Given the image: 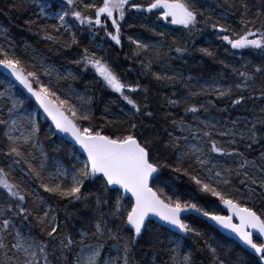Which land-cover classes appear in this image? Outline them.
I'll list each match as a JSON object with an SVG mask.
<instances>
[{
  "label": "snow or ice",
  "instance_id": "6c2138e0",
  "mask_svg": "<svg viewBox=\"0 0 264 264\" xmlns=\"http://www.w3.org/2000/svg\"><path fill=\"white\" fill-rule=\"evenodd\" d=\"M63 3L67 7L62 6L61 12L52 17L44 0H33L39 9L38 20L58 21L38 24L41 39L65 48L79 47L69 16L82 28L104 30L115 45H122L121 22L131 9L151 13L189 34L203 24L218 40L236 50L230 54L242 56L243 50H252L262 59L259 65L247 62L242 68L220 61L237 77L231 85H222L219 79L194 84L191 75L175 70L165 74L170 66L163 64L161 57L167 53L160 46L129 37L135 46L130 51L132 57L153 52L146 63L141 62L143 74L151 75L157 84L173 88L179 84L184 89L173 91L160 105L171 126V130L164 128L167 139L159 132L146 137L144 128L156 118L148 103L146 85L139 80L126 82L102 56L85 47L81 58L71 62L83 65L85 70L94 69L102 87L116 93L128 106L126 110L121 106L123 115L114 119L96 117L91 110L92 97L70 86L63 96L58 94L61 81L76 79L71 71L62 75L35 53L25 61L5 31L8 46L0 45V102L7 109L4 112L0 108V264H195L192 252L183 247L189 235L199 238L193 243L203 240L197 251L206 249L208 264H234L229 259L231 250L204 239V233L186 222L183 214L190 212L214 222L246 247L249 259L236 264H264V213L258 214L249 206L257 199L264 201V0H216L219 13L207 12L198 0ZM233 17L238 20V29L227 23ZM105 21L111 22L110 29ZM65 33L70 39L63 38ZM153 34L161 40L167 36L163 31L153 30ZM169 50L176 53V59L189 53V48L176 39ZM198 51L202 56H214L208 48ZM154 61L161 62V72L152 70ZM220 75L222 78L226 73ZM17 84L51 120L55 131L50 126L46 137L64 134L78 146L79 151L75 147L71 150V167L58 158H49L40 140L39 113L22 110L23 100L13 92ZM141 95L143 99H138ZM213 97L216 102L227 100L228 107L247 114L223 123L209 118L212 109L228 111V107H218ZM171 108L182 109L183 116L169 120L172 113L167 109ZM108 111L106 107L104 112ZM108 128L113 130L109 132ZM256 145H260L258 155L252 156ZM60 150L58 146L53 148ZM163 169L188 176L200 193L213 196L228 214L205 210L194 195L178 191ZM165 188L170 195L165 194ZM48 197L56 200L55 207ZM69 205H83L85 211L93 213L91 219L79 210L70 212ZM74 217L83 221L75 233ZM152 218L167 227L155 225ZM154 228L159 231L154 232ZM145 237L146 243L141 245Z\"/></svg>",
  "mask_w": 264,
  "mask_h": 264
},
{
  "label": "trees",
  "instance_id": "16d2710c",
  "mask_svg": "<svg viewBox=\"0 0 264 264\" xmlns=\"http://www.w3.org/2000/svg\"><path fill=\"white\" fill-rule=\"evenodd\" d=\"M59 1L63 3V0ZM85 2H88V0H85ZM101 2L102 0H96V3ZM134 2L144 4L146 3V0H134ZM198 4L203 5L209 13H211L213 10H215L216 13H219L220 11V9L216 8V0H198ZM37 12V8L30 0H0V24L7 28L8 36L12 40L13 45H15L16 52L20 54L22 59L25 61L30 59L29 56L23 51L24 44H28L41 58H43L46 63L63 66L73 70L76 79L64 81L63 85L61 86V90H65L67 85L70 83L79 90H84L89 97L93 98L91 110L96 117L104 115L102 113V109L106 107L109 109V111L113 113L115 112L119 116H122L123 113L120 111L121 106H123L125 110L128 106L124 105L123 101L119 100L117 94H113L110 92V90L102 87L103 83L97 78L98 76L96 75L94 69L89 67L85 70L83 65H76L75 63L71 62L72 60H78L81 58L80 54L85 47L89 48L91 52H95L98 57L102 56L103 59L113 68V70L121 75V77L126 82L134 83L135 81L139 80L141 84L148 87V103L151 105L152 110L156 113V118L144 128V136L146 137H151L154 133L159 132L161 136L167 139V137L164 135V128H169L171 130V126L170 123L165 121L160 105L165 103L164 98L171 96L173 91L182 92L184 89L179 84H177L175 88L157 84L152 79L151 75L143 74L144 69L141 66V62L143 61L146 63L148 58L153 55V52L142 53L139 58L132 57L130 55V51L134 50L135 46L130 43L129 37L133 38L137 36L141 38H151L153 41L158 42L157 45L161 47L162 52L167 53V56L162 55V62L164 65L170 66L166 70L165 74L170 75L172 74L173 70H175L176 72L183 73L185 76L191 75L194 77V84L204 83L205 81H210L212 79H219L222 85H231L235 82L237 77L232 74L231 68L225 69L220 61H224L229 65H234L236 68H242V65L247 62H251L253 65H259L262 59L258 52L252 50H243L242 56L239 53L236 55L230 54L236 52V50H232L230 46L225 45L222 41L218 40L216 35L213 34V30L210 27H205L203 24L199 25L198 29L194 30V32L191 34L179 26H174L171 29L167 24L164 30H162L163 32L167 33V36L164 40H161L159 36L153 34V30H159H156L154 26L151 25L153 20L158 21L157 16L151 13L138 12L131 9L126 14L125 20L121 22L123 25L122 45L117 46L114 42H109L106 38L100 35L99 31L94 30L93 28L91 30H89V28L86 26L82 28L78 22L74 21L72 17L69 16L72 22L79 25L77 29L73 27V32L75 33L76 39L79 42V47L73 45L70 48H65L60 44H52L51 42L41 39L43 33L38 27V24H53L54 22L48 20H38L36 15ZM29 20L35 21L36 23L29 25L27 23ZM105 23L110 29L111 24L109 21H105ZM227 23L231 24L237 29L239 28L238 20L235 17L230 18ZM89 34L94 36L96 43L98 42L102 44L103 49L100 52L104 56L100 55V53L97 51V48L88 39ZM63 38L70 39V34H63ZM173 39H176L179 44L189 48V53L182 59H176V53L169 50L172 46ZM200 48H208L214 53V56H202L198 51ZM226 48L228 49L227 51L225 50ZM168 57H171L172 59H169ZM152 70L161 72L163 70L161 62L154 61ZM2 72L3 70L0 69V73ZM223 73H226V75H223L221 78L220 74ZM44 79L47 80V78ZM13 83H15V81H13ZM259 84L260 81L257 80V86H259ZM15 90H17L24 98L27 99V103L31 106V108L35 109L36 113H39L31 97L23 93L18 84L16 85ZM138 99H143V96H139ZM212 99L214 102H216L214 97ZM216 103L218 107H228L227 100ZM167 111L172 113V116L169 117V120L171 118H179L180 116H183L182 109L171 108L167 109ZM246 114L247 113H242L240 110H233L228 107V111L222 113L212 109L207 114V116L223 123L224 121H230L235 119L237 116ZM104 116L106 119L115 118L106 115ZM188 119H191V117L189 116ZM39 123L42 129L40 140L46 146L49 158H58L66 166L71 167V163L73 161L70 160V153L73 147L60 139L57 140L56 136L52 137L51 139L47 138L45 135V132H47L46 130L49 128L47 121L43 120V122L39 121ZM112 130V128L107 129L109 132ZM57 146L61 150L59 152L53 151V148ZM0 148H3L2 141H0ZM259 148L260 145H256V150L253 151L251 155H258ZM160 152L161 155L165 154L163 149H160ZM0 166H3L2 156H0ZM162 171L165 176H168L171 179V182L177 186L178 191L194 195L196 197V202L205 210L216 212L221 215L227 214V208H225L210 194L200 193L197 190L196 185L189 180L188 176L170 173L168 169H163ZM19 175L20 174L17 175V178H19ZM155 186L163 188L162 184H157ZM164 191L166 195L171 194L166 188ZM40 194L45 197L48 196V194L43 192ZM48 199L55 207L57 203L56 200L52 197H48ZM249 206L253 207L258 214L264 213V201L257 199ZM77 210H79L83 216L88 217L89 219H91L93 215V213L90 211H85L83 205H69L70 212H75ZM58 211L60 212V216L63 217V211L59 209ZM74 219L76 222V227L72 230L75 233L80 230L83 221L75 217ZM186 222L195 229L204 233V239H207L213 243H220L226 250H231L229 259H231L234 264H236L238 260H243L246 262L249 259V256L245 255L244 251H242L234 242L224 238L212 227H210L205 221H203L202 216H199V214L191 212L187 213ZM69 227H72L71 223L69 224ZM153 231L158 232L159 230L154 228ZM161 238H164L163 234H161ZM194 239L199 238H193L191 235L185 237L183 247L186 250L192 252L195 264H208L206 249L197 251V249L202 247L203 240H200L199 243H193ZM146 240L147 237H145V240L141 241V245H144ZM108 243L111 244L110 241ZM166 245L167 242L165 241V246ZM144 251H149V249L145 248ZM161 255H163V252H161Z\"/></svg>",
  "mask_w": 264,
  "mask_h": 264
},
{
  "label": "rangeland",
  "instance_id": "374dc122",
  "mask_svg": "<svg viewBox=\"0 0 264 264\" xmlns=\"http://www.w3.org/2000/svg\"><path fill=\"white\" fill-rule=\"evenodd\" d=\"M30 1L33 2V0H30ZM44 3H46V4L48 5V7H47V13H48L49 16H52V17H55L57 13H60V12H61V10H62V6H63L64 8H66V6H65L62 2H60L59 0H44ZM88 3H96V0H88ZM37 11H39L38 8H37ZM67 20L72 24V26H73L74 28L77 29V27L79 26L78 24H75L74 22H72V20H71L69 17L67 18ZM48 21H52V22H54V23H58V21L55 20V19L48 20ZM109 23L111 24L110 21H109ZM167 24H168V26H169L171 29L174 27V25H171V24H169V23H165V22H162V21H159V20H158V21L153 20L151 25H153L154 28H155L156 30L162 31V30H164V28L166 27ZM74 28H73V29H74ZM93 29L99 31V32H100V35H102L104 38H106L109 42H113V41H111V40L105 35L104 30L99 29V28H96L95 26H93ZM5 31L7 32V39L10 40V41L12 42V40H11L10 37L8 36V30H7V28H6L4 25L0 24V43H1V45H4L5 47H7L8 44L5 42V39H4V36H3V33H4ZM88 39H89V40L93 43V45L97 48V51L100 53V55H103V54H101V52H100V51L103 49L102 44H101V43H98V42L96 43V42H95V39H94V36L91 35V34L88 35ZM133 39H139L141 42H143V43H147V44H150V45H157V44H158V42L153 41L151 38H141V37H137V36H135V37H133ZM101 40H102V39H101ZM12 44H13V42H12ZM25 49H27V53H28L27 55L29 56V58H30V56H31V53H35L37 56H39V55L36 53V51H34V50H33L28 44H24V46H23V51H24V52H25ZM103 56H104V55H103ZM39 57H40V56H39ZM40 58H41V57H40ZM41 59H43V58H41ZM47 64H49V63H47ZM49 65H51L53 68H55V69H56L59 73H61L62 75H66L68 71H71V72L73 73V70L70 69V68H66V67H63V66L52 65V64H49ZM73 75H74V73H73ZM97 78L100 80L99 77H97ZM69 80H70V79H69ZM65 81H67V80H65ZM100 81H101V80H100ZM101 82H102V81H101ZM63 83H64V81H61L59 87L57 88V91H58L59 94H61L62 96H63L64 92L69 88V86H70L75 92H77V93H79V94H82V95H85V96H88L84 90H82V91L79 90L78 88H76V87H75L74 85H72L71 83H70L69 85H67V87L65 88V90H61V86L63 85ZM102 83H103V82H102ZM0 91H3V87H0ZM13 92L15 93V95H16V97H17L18 99L23 100V109H22V110L27 111V112L36 113L35 109H34V108H31V106L27 103V99L24 98V97H23V96H22L17 90H15V88L13 89ZM110 92H111V91H110ZM111 93H113V92H111ZM113 94H116V93H113ZM0 108H3V109H4V112L7 111V109H5V107L3 106V103H2V102H0ZM104 109H105V108L102 109V113H103L104 115H106V116H109V117H115V118L119 116L117 113H115V112L113 113V112H111V111H108L107 113H105V112H104ZM37 110L39 111L38 108H37ZM39 118H40L39 121H41V122H43V120H45L44 117L42 116V114L40 113V111H39ZM46 131H47V130H46ZM57 140H59V139L57 138ZM73 162H74V161H73ZM226 212H228V209H226Z\"/></svg>",
  "mask_w": 264,
  "mask_h": 264
},
{
  "label": "water",
  "instance_id": "95a60500",
  "mask_svg": "<svg viewBox=\"0 0 264 264\" xmlns=\"http://www.w3.org/2000/svg\"><path fill=\"white\" fill-rule=\"evenodd\" d=\"M20 86V85H19ZM21 87V89L23 90V92L24 93H26L27 95H29L30 96V94H28L27 92H26V90H24L23 88H22V86H20ZM31 97V96H30ZM32 98V97H31ZM32 100H33V102L38 106V108H39V105L36 103V101H35V99L34 98H32ZM40 109V108H39ZM40 111H41V113L43 114V116L48 120V122H49V125L51 126V128H52V130L53 131H55V128H54V126L51 124V120L50 119H48L46 116H45V114L43 113V110L42 109H40ZM57 137H59V138H61L64 142H66V143H68L70 146H72V147H75L76 149H77V151H79V148H78V146H76V145H74V142L73 141H71V137L70 136H66V135H64V134H57ZM228 214V213H227ZM183 215H187V213H185V214H183ZM153 219V222H154V224L155 225H161V227L163 228V227H167V226H164V225H162V222H160L158 219H156V218H152ZM202 219H203V221H205L208 225H210L211 227H213L220 235H222L224 238H226V239H228V240H231L232 242H234L242 251H244L245 253L246 252H248V250L246 249V247L243 245V244H241L239 241H238V239L233 235V234H230V233H228L227 231H225V230H223V229H220L218 226H216L215 224H214V222H212V221H209V220H207L206 218H204V217H202ZM234 222H236V223H238L239 221H234ZM174 231V230H173Z\"/></svg>",
  "mask_w": 264,
  "mask_h": 264
},
{
  "label": "bare ground",
  "instance_id": "6f19581e",
  "mask_svg": "<svg viewBox=\"0 0 264 264\" xmlns=\"http://www.w3.org/2000/svg\"><path fill=\"white\" fill-rule=\"evenodd\" d=\"M42 114V113H41ZM42 116H43V114H42ZM44 117V116H43ZM44 119L47 121V123H48V125H49V122H48V120L44 117ZM210 226V225H209ZM211 227V226H210ZM213 228V227H212ZM214 229V228H213ZM215 230V229H214ZM216 231V230H215Z\"/></svg>",
  "mask_w": 264,
  "mask_h": 264
}]
</instances>
